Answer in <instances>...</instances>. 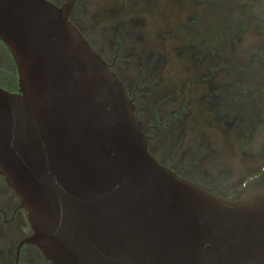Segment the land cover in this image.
<instances>
[{
  "label": "water",
  "instance_id": "obj_1",
  "mask_svg": "<svg viewBox=\"0 0 264 264\" xmlns=\"http://www.w3.org/2000/svg\"><path fill=\"white\" fill-rule=\"evenodd\" d=\"M76 3L0 0L20 84L0 86V172L28 241L55 264H264V170L227 198L161 165Z\"/></svg>",
  "mask_w": 264,
  "mask_h": 264
},
{
  "label": "flooded vegetation",
  "instance_id": "obj_2",
  "mask_svg": "<svg viewBox=\"0 0 264 264\" xmlns=\"http://www.w3.org/2000/svg\"><path fill=\"white\" fill-rule=\"evenodd\" d=\"M51 1L60 5L65 0ZM81 1L77 0L71 20L122 82L125 92L133 104L134 113L142 123V131L148 137V149L153 157L179 176L215 193L227 198L238 196L244 185L264 170V152H252L258 141L257 138L261 135L264 138V78L250 79L246 77L240 80L238 88L236 70H232L238 65L236 61H233L234 57L231 53L235 50L234 40L238 38L239 33L246 31L251 33V30L249 31L247 28L253 24H256L264 32V18L258 10H255V7L264 8V0H236L235 3H233L234 0H226L223 7L226 13L230 12V17L226 18L225 25H222L221 19L217 15V12L220 11L217 8L219 0H188L190 6H186L172 18V22L178 21L179 17L183 15L184 19L178 23L176 32L186 34L188 41V44L184 43V46L176 49L180 54L185 52L190 54L191 67H194L195 70L202 69L197 81L193 79V85L167 82L166 77L169 72H167L166 60L161 55L154 56L155 60L150 65L151 69L148 70V64L144 63L145 59L142 53L147 54L145 49H138L139 52L134 56L138 59L140 68L136 64L132 77L128 81H124L119 71L121 66L117 65L116 67V59L118 54L129 50L119 51L122 42L120 37L118 38L120 40L116 38L117 35H120L119 31L102 32L98 36L87 35L73 19L74 11ZM239 3L241 9L235 10L234 6ZM208 8L214 12L213 18L210 20L205 19ZM239 19L246 22V28ZM208 24L211 28L206 29ZM176 32L174 33L177 34ZM189 32H192V36H189ZM204 32L207 33L210 41L201 37ZM222 37L231 44L228 46L229 48L221 46ZM239 37L241 38L240 35ZM0 43L4 47V49L1 48L4 52L3 60L7 62L10 60L14 66L13 69L11 68V73L0 74V86L9 91L18 92L20 84L16 63L8 46L1 39ZM254 49L253 53H246L247 61L255 62L259 68L264 70V40L255 45ZM258 49H261L262 52ZM222 51H228L229 54ZM253 56L254 58H252ZM222 59L224 61L223 68L230 69V78L226 80H221L222 70L218 66ZM133 63L125 61L123 65L127 70L129 68L131 70L130 66ZM162 69H165L166 72H162ZM194 90H199L198 96L195 95V92L193 93ZM194 108L195 111L198 109L203 112L211 110L212 113L213 111L214 119L226 117L227 124L235 132L247 121L249 128L245 134H248L251 139L238 147V155H246V161L258 166V170H254L241 181L239 180L240 182L236 186L230 187L227 178L232 181L235 177L229 176L223 167L228 166L234 157L230 160L218 159L220 156L224 157L225 153H231L232 149L228 147L230 145L226 146V141L223 143L224 146H218V144L213 146L210 142L206 145L204 141L194 145L189 143L187 138H180L177 134L176 124L181 119L192 117L195 113ZM202 114L206 116V114ZM235 166L238 168L237 164ZM28 218L26 209L21 206L19 196L0 172V262L3 260L4 264H31L35 261V264H55L42 253L37 244L28 241L34 233L33 225Z\"/></svg>",
  "mask_w": 264,
  "mask_h": 264
},
{
  "label": "rangeland",
  "instance_id": "obj_3",
  "mask_svg": "<svg viewBox=\"0 0 264 264\" xmlns=\"http://www.w3.org/2000/svg\"><path fill=\"white\" fill-rule=\"evenodd\" d=\"M226 2V0H219V4L217 3V8L220 10L217 12V15L221 19L222 25H225V20L230 17V12L226 13L223 7V4ZM235 2L237 1L234 0L233 3ZM240 3L234 6L235 10L241 9L242 3ZM188 5L190 6L188 0H82L74 11L73 19L82 27L87 35L98 36V34L100 35L102 32L112 33L119 31L120 35L116 36L117 39L120 37L122 40L119 51L123 52L122 50H129L123 54H118L116 59V67L117 65L121 66L119 71L124 81H128L132 77L131 75L136 69V64L138 66V59L134 57L135 53L139 52L138 49H145L147 50V54L144 52L142 53L145 59L144 63L148 64V70L151 69L150 65L153 64L155 60L154 56L161 55L163 59L166 60V68L167 72H169V75L167 74L166 77L167 82L173 81L171 83L179 82L193 85V79L197 81L198 75L201 74L202 69L197 68V70H195L194 67H191L190 54L187 52H185L186 54H180L179 50L176 49L177 47L184 46V43L188 44L186 34H179L176 32L178 31V23L184 19L183 15L179 17L180 20L171 21L175 15L179 14L178 12L182 11V9ZM231 9L233 10L232 7ZM255 10H258L264 18V8L255 7ZM172 15L174 16L172 17ZM213 15L214 12L212 10L206 9V20L212 19ZM239 21L244 24V28L247 27L244 20L239 19ZM171 27L175 29L173 30ZM208 28H211L209 24L206 29ZM247 29H249V31L251 30V33L247 31L239 33L241 38L238 35V38L234 40L235 50L231 53L234 57L233 61H236L238 65L235 69L232 68L233 71L236 70L238 88L240 87V80L246 77L250 79H258L257 77L264 78V70L259 68L255 62H248L246 58V53H253L255 50L254 46L263 42L264 32H262L256 24H253V26ZM189 34V36H192V32H189ZM201 37L210 41L206 32H204ZM221 46L229 48L228 46H231V44L226 38L222 37ZM258 50L262 52L261 49ZM222 52L224 53L225 51ZM225 53H227V55L229 54L228 51ZM252 58H254V56ZM125 61L134 62L130 66L131 70L130 68L127 70L123 65ZM220 63L221 64H218V66L222 70L220 73L221 80H226L230 78V69L223 68V59ZM138 68H140V66H138ZM205 71H207V68H205ZM162 72H166L165 69H162ZM198 91L199 90H194L193 93L195 92V95L198 96ZM202 113L206 114V116ZM212 113L211 110L203 112V110L199 111L198 109L193 113L192 117L179 120V123L176 124L178 130L177 134L180 138H187L189 143L194 145L199 144L200 141H204L206 145L210 142L213 146H217V144L218 146H224L223 143L227 142L225 145H230L228 147L232 149L231 153H225L224 157L219 155L220 157H218V159L230 160L234 157L231 163L227 162L230 164L223 168L229 176L235 177L232 181L227 178L229 181L228 185L230 187L236 186L238 182L248 174L254 170H258V166H254L253 163L246 161V155H238V147L244 145L245 141L247 142L251 139L248 134H245L249 128V124L246 121V123L235 132L231 126L227 124L226 117L214 119ZM209 138H211V140H209ZM257 139L258 141L254 145L255 147L252 152L262 153L264 152V138H262L261 135ZM236 164L238 168L235 166ZM235 171H237V173H235Z\"/></svg>",
  "mask_w": 264,
  "mask_h": 264
}]
</instances>
